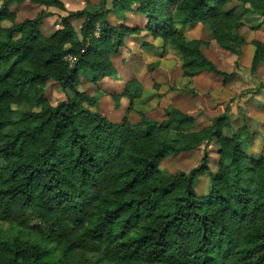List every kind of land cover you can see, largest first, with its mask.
<instances>
[{
	"label": "trees",
	"instance_id": "obj_1",
	"mask_svg": "<svg viewBox=\"0 0 264 264\" xmlns=\"http://www.w3.org/2000/svg\"><path fill=\"white\" fill-rule=\"evenodd\" d=\"M26 1L66 9L62 0L0 5V220L20 228L19 235L0 232V264H264V154L249 156L255 138L246 123L225 134L229 106L211 125L187 131L194 117L174 106L162 121L141 112L131 121L143 89L138 80L112 93L117 108L121 98L130 100L120 122L93 110L98 96L81 89L84 80L117 77L112 56L127 36L142 32L112 24L111 13L143 15L154 38L178 48L186 76L227 78L233 73L203 52L207 43L178 26L209 25L216 42L239 55L244 24L227 6L238 2L244 14L264 18V0H114L113 9L100 0L69 12L51 35L40 31L44 10L17 21L11 6ZM73 19H83L79 33ZM252 43L255 71L264 42ZM49 81L72 98L53 105L45 96ZM213 141L216 173L207 148L189 172L161 170L169 157ZM204 173L212 187L201 195L195 181Z\"/></svg>",
	"mask_w": 264,
	"mask_h": 264
},
{
	"label": "rangeland",
	"instance_id": "obj_2",
	"mask_svg": "<svg viewBox=\"0 0 264 264\" xmlns=\"http://www.w3.org/2000/svg\"><path fill=\"white\" fill-rule=\"evenodd\" d=\"M66 11L57 9L49 13L41 24V32L49 34L52 31L61 28L62 18L69 12L79 11L86 8L88 3L97 5L100 0H63ZM2 0H0L1 5ZM113 6V0H109L108 7ZM19 13V21L35 18L40 12L41 7L32 4H23L14 6ZM242 4L233 2L227 6V9L240 16L244 28L242 33L247 40L240 56L223 51L216 43L211 33L201 25L193 26L186 30L191 38H201L206 41L208 46L203 47V51L214 61L218 68L226 73H233L230 77L217 76L213 73H203L194 79L178 78L177 63L179 64V52L168 44L156 42L151 35L142 31L140 34L129 35L126 38L125 46L120 54L114 58V63L118 71V77L124 81H130L132 78L138 79L144 86V93L135 101L134 109L130 113L132 122H138L141 116L138 113H144L153 120L162 121L166 118V110L170 106L178 107L180 110L192 115L195 118L193 125L188 126L189 130H199L211 125L213 120L224 114L226 108H230L231 131L242 127L245 123L249 126L251 134L254 135L255 144L248 151L249 156L260 158L264 154V89L258 86L264 83V61H262L253 71V58L255 48L251 41L259 32L260 38L264 41V23L263 17L254 14H244ZM113 9V7L111 8ZM48 11V9H47ZM112 22H123L130 27L144 25L147 20L143 15H134L126 12L123 18L111 17ZM83 20H74L73 24L79 32ZM260 26L256 28L258 25ZM263 28V29H262ZM262 29V30H261ZM180 30V29H179ZM189 37V38H190ZM209 42V43H208ZM179 66V65H178ZM176 72L175 74L172 73ZM82 90L88 91L99 98L98 110L117 121L121 117L117 112L112 92L117 91L118 87H123L120 80L107 78L99 84L90 83L84 80ZM121 85V86H120ZM45 96L56 105L60 101L72 98V94L64 91L60 84L55 81H49L45 90ZM109 97V98H105ZM28 109L27 106H23ZM39 110V107L34 108ZM114 113V114H113ZM116 115V116H114ZM115 117V118H114ZM228 131L227 134H231ZM210 155L209 166L214 173L218 171L219 145L216 141L206 145L204 143L190 152L181 153L177 156H171L161 165V170L171 174L180 171L189 172L191 169L202 163L205 149ZM211 178L208 173L200 175L195 181V188L199 194H205L211 189ZM0 232L3 237L20 234V228L17 225H11L8 222L0 220ZM29 239V235H25ZM34 240V238H32ZM83 258H92L90 252H80L78 254ZM52 260V259H50ZM107 264H114L106 261Z\"/></svg>",
	"mask_w": 264,
	"mask_h": 264
},
{
	"label": "crops",
	"instance_id": "obj_3",
	"mask_svg": "<svg viewBox=\"0 0 264 264\" xmlns=\"http://www.w3.org/2000/svg\"><path fill=\"white\" fill-rule=\"evenodd\" d=\"M63 1V0H62ZM114 1V0H113ZM27 3H29V4H32L33 6H37V7H41V11H45L46 12V14H45V17L46 16H48V17H50L49 15V13H51V12H54L55 10H57V9H59V8H56V7H46V6H42V5H37V4H33V3H30L29 1H26V2H24V3H21V4H19V3H13L12 4V6H11V9L12 10H14V11H16V7H14V6H17V4L18 5H23V4H27ZM63 3H64V1H63ZM109 4V3H108ZM64 5H65V3H64ZM66 8V7H65ZM112 7H108V9H111ZM47 9H48V11H47ZM60 10H62V9H60ZM64 11H66V10H64ZM80 11V10H79ZM16 13H17V21L18 22H22V21H19L18 20V18H19V13L16 11ZM129 13H131L132 14V12H130L129 11ZM134 15H138V14H136V13H133ZM141 15V14H140ZM45 17H44V19H45ZM111 17H118V18H123V17H121V16H118V15H115L114 13H111L110 14V16H109V21L112 23V24H114V25H117V26H120V25H123V24H125V25H127L126 23H123V22H119V23H115V22H112L111 21ZM44 19H43V21H44ZM74 20H80V19H73L71 22H72V24H73V21ZM83 20V19H82ZM147 20V19H146ZM43 21H42V23H43ZM41 23V24H42ZM41 24H40V29H41ZM74 25V24H73ZM196 25H201V26H203L204 28H206L210 33H211V36L213 35L212 34V30H211V28H210V26L209 25H206V24H202L201 22H195V23H190V24H187V25H181V26H178V28L180 29V31L186 36V37H190L191 35H189V34H187V31L186 30H188V29H190V28H192L193 26H196ZM82 26V25H81ZM128 27H130L129 25H127ZM146 26H147V22H146V24H144V25H136L135 27H130V28H141L142 29V31H145V32H147V34H149V35H151V37H152V39L153 40H155L156 42H161V41H163L161 38H154L153 36H152V34L150 33V32H148L145 28H146ZM62 27V26H61ZM244 28V27H243ZM242 28V29H243ZM59 29V28H58ZM58 29H56V30H58ZM242 29H241V33H242ZM263 29V28H262ZM261 29V30H262ZM56 30H54V31H52L51 33H49V34H45V35H51L53 32H55ZM41 31V30H40ZM78 32V31H77ZM259 32H261L260 30H257L255 33L257 34V36L253 39V40H259V41H262V39L260 38V35H259ZM43 33V32H42ZM79 33V32H78ZM242 35V34H241ZM244 36V35H243ZM128 37V36H127ZM126 37V38H127ZM214 37V36H213ZM126 38H125V43H126ZM245 38V37H244ZM189 39H200V40H202V41H204V42H206L205 40H203V39H201V38H196V37H194V38H189ZM213 40H215V38L213 39ZM252 40V41H253ZM216 41V40H215ZM252 41H251V43H252ZM262 42H264V41H262ZM163 43H165L164 41H163ZM209 43V42H208ZM217 43V42H216ZM166 44V43H165ZM169 46H171L172 48H174L175 46H173V45H171V44H168ZM217 45L223 50V51H227V52H229V53H231V54H234V55H237V54H235V53H233V52H231V51H229V50H226V49H224V48H222L218 43H217ZM125 46V45H124ZM123 46V47H124ZM206 46H208V44H206ZM246 46V44L245 45H243L242 46V48H241V52H240V54L239 55H237V56H240L241 54H242V51H243V49H244V47ZM123 47H121L120 48V50H119V53L118 54H116V55H114V56H112V63H113V66L115 67V69H116V71H117V68H116V66H115V63H114V58L115 57H117L119 54H120V51H121V49L123 48ZM204 47V46H203ZM252 47L253 48H255V46H254V44L252 45ZM177 50H178V48L177 47H175ZM178 52H179V50H178ZM204 52V51H203ZM205 53V52H204ZM254 53H255V51H254ZM179 55H180V52H179ZM206 55V54H205ZM207 56V55H206ZM209 58V57H208ZM179 59H180V56H179ZM211 60V59H210ZM215 61V60H214ZM213 61V62H214ZM215 63V62H214ZM216 64V63H215ZM179 65V66H178ZM217 65V64H216ZM176 67H178V68H176ZM218 67V66H217ZM175 68L178 70L177 71V74H178V78H184V79H193L194 77L196 78V76H200L201 74H203V73H208V71H203V72H201V73H199V74H197V75H194V76H186V74H185V71L181 68V66H180V64H178L177 63V65L175 66ZM175 68H173L172 69V73L173 74H175L176 72H174L173 70L175 69ZM209 73H213V72H209ZM213 74H215V73H213ZM215 75H217V74H215ZM119 75H118V71H117V77H106V78H104L103 80H105V79H107V78H110V79H112V80H116V79H119L121 82H120V84L122 83V84H124L123 85V87L121 86V87H118L117 89L118 90H120L121 89V91H123V89H124V87H125V85H126V83H128V82H131L132 80H138V79H136V78H132L130 81H124V80H122L120 77H118ZM217 76H220V75H217ZM223 77V76H222ZM194 78V79H195ZM103 80H102V82H103ZM139 81V80H138ZM140 82V81H139ZM99 83H101V81L99 82ZM98 83V84H99ZM141 83V82H140ZM142 84V83H141ZM143 85V84H142ZM116 91V90H115ZM114 92V91H113ZM112 92V93H113ZM143 93H144V86H143V89H142V95H143ZM105 98H109V97H105ZM139 99V98H138ZM137 99H135V101H136ZM135 101H134V103H135ZM129 106H130V100H129V98H127V97H123V98H121V101H120V108H117V110H116V114H118L117 112H123V113H120L121 114V117H119V119L117 120V121H114V122H120L122 119H123V117L124 116H126L127 114H128V108H129ZM175 107V106H174ZM176 108H178V107H176ZM95 109H97V108H95ZM179 109V108H178ZM182 111V110H181ZM184 112V111H183ZM102 113V112H101ZM130 113H132V111L130 112ZM130 113H129V116H130ZM186 113V112H185ZM103 115H105V116H107L106 114H104V113H102ZM114 114V113H113ZM188 114V113H187ZM114 116H116V115H114ZM192 116V115H191ZM109 119H111L112 121H113V118H111L109 115L107 116ZM149 117V116H148ZM194 117V116H193ZM115 118V117H114ZM150 118V117H149ZM195 118L196 117H194V122H195ZM194 124V123H193ZM192 124V125H193ZM231 129L232 128H226L225 129V134L227 135V136H231L232 135V133H233V131H231ZM228 131H231V134H227V132ZM200 147V146H199ZM198 148V147H197ZM195 149V148H194ZM192 151V150H191ZM187 152H190V151H187ZM183 153H186V152H183ZM204 174H206V173H204ZM203 175V174H202Z\"/></svg>",
	"mask_w": 264,
	"mask_h": 264
}]
</instances>
